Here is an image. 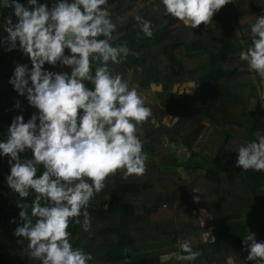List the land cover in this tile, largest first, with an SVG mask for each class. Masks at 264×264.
Instances as JSON below:
<instances>
[{
    "label": "trees",
    "instance_id": "1",
    "mask_svg": "<svg viewBox=\"0 0 264 264\" xmlns=\"http://www.w3.org/2000/svg\"><path fill=\"white\" fill-rule=\"evenodd\" d=\"M18 2L27 6V0ZM38 3L51 7L54 0ZM105 7L116 25L109 43L129 50L120 63L109 62L110 70L151 110L137 125L147 160L140 176L125 177L118 169L106 177L89 202L88 231L75 223L82 216L69 220L70 242L91 253L89 264H162L165 250L185 239L199 253L195 260L169 256L163 264H256L247 259L244 239L254 234L264 242V171L238 166L236 148L264 136V81L239 57L251 44L250 27L264 6L235 0L194 29L165 14L161 0H108ZM137 16L151 22V37ZM9 18L18 20L11 8H0V140L13 118L22 115L27 122L38 112L9 83L16 64L32 67L19 47L8 50ZM43 68L71 70L59 62ZM167 117L171 125L164 123ZM180 148L189 154L184 162L175 154ZM19 155L32 157L30 150ZM8 161L0 156V264H40L30 257L28 240L14 235L23 225L18 203L27 204L31 215L35 193L21 198L10 189ZM42 171L38 166L37 175ZM201 210L208 217L205 226Z\"/></svg>",
    "mask_w": 264,
    "mask_h": 264
},
{
    "label": "clouds",
    "instance_id": "2",
    "mask_svg": "<svg viewBox=\"0 0 264 264\" xmlns=\"http://www.w3.org/2000/svg\"><path fill=\"white\" fill-rule=\"evenodd\" d=\"M231 2L235 0H161L165 14L192 29L201 22L208 25L213 14ZM107 3L54 0L48 7L38 0H27V6L0 0V8H11L18 18L15 24L7 20L8 50L19 47L32 65L16 64L9 83L38 109L27 122L22 115L13 118L7 138L0 140V156L9 157L10 189L21 198L35 193L31 215L27 204L18 203L23 225L14 235L28 240L29 255L40 264H89L91 253L70 242L69 220L82 216L75 223L88 231L89 202L105 187L106 177L118 169L125 177L145 171L147 153L137 125L148 119L151 110L119 72L110 70L109 62L120 63L129 50L124 44L109 43L116 25ZM135 19L151 37V22ZM250 34L251 44L239 57L264 81V15L256 16ZM65 49L70 54L65 55ZM57 62L71 70L57 73L43 68ZM236 149V164L243 170L264 171V136ZM26 150L31 151L30 159L19 155ZM41 165L43 171L37 175ZM244 243L250 249L247 259L264 264V242L247 234ZM178 247L183 254L173 253L177 260L193 261L199 255L186 239L178 241ZM168 258L161 256L162 264Z\"/></svg>",
    "mask_w": 264,
    "mask_h": 264
},
{
    "label": "rangeland",
    "instance_id": "3",
    "mask_svg": "<svg viewBox=\"0 0 264 264\" xmlns=\"http://www.w3.org/2000/svg\"><path fill=\"white\" fill-rule=\"evenodd\" d=\"M257 2L260 4V5H263L264 6V0H255V3L257 4ZM262 95H264V85L262 86ZM256 103H257V99L256 98H254L253 100H252V105L253 106H255L256 105ZM164 123L166 124V125H171L172 123H171V119L169 118V117H167L165 120H164ZM175 154L178 156V159L180 160V161H182V162H184V161H186L185 160V158H187V156H188V152L187 151H185L184 149H182V148H180V149H176V152H175ZM195 202L197 203L198 201H197V198H195ZM200 218L202 219V226H205V225H207L208 224V217H207V215H206V212L204 211V210H201L200 211ZM176 248H178V247H173V248H168L167 250H165V253H164V255H168V256H171V259L173 258V257H175L174 255H172L173 253H179L178 252V250L176 249ZM166 261V260H165Z\"/></svg>",
    "mask_w": 264,
    "mask_h": 264
},
{
    "label": "crops",
    "instance_id": "4",
    "mask_svg": "<svg viewBox=\"0 0 264 264\" xmlns=\"http://www.w3.org/2000/svg\"><path fill=\"white\" fill-rule=\"evenodd\" d=\"M256 4V3H255ZM257 6H262L263 7V5H260L258 2H257V4H256ZM264 85V84H263ZM188 157H189V154H188V156H187V158H185V160H187L188 159Z\"/></svg>",
    "mask_w": 264,
    "mask_h": 264
}]
</instances>
